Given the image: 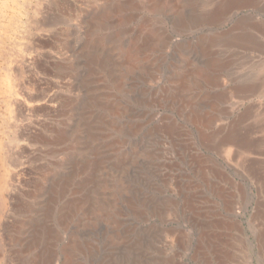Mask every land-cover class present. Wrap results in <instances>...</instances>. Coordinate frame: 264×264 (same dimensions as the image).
<instances>
[{
    "label": "rangeland",
    "instance_id": "rangeland-1",
    "mask_svg": "<svg viewBox=\"0 0 264 264\" xmlns=\"http://www.w3.org/2000/svg\"><path fill=\"white\" fill-rule=\"evenodd\" d=\"M135 1L142 9L131 25H116L113 14L91 25L88 18L111 1L0 0V264L32 257L44 264L47 248L52 263L63 264L61 250L71 239L79 245L71 264H264V0L225 10L226 0H166L161 17ZM148 24L163 28L170 41L158 73L142 88L144 125L129 141L136 153L124 178L134 190L131 210L113 194L121 210L111 221L101 210L83 222L67 219L61 215L67 191L58 188L56 206L43 216L45 198L35 202L27 194L49 168L74 185L88 176L79 167L86 153H61L47 142L52 127H73L80 114L59 115L61 98H92L94 83L83 91L86 71L107 70L116 46ZM89 104L83 111L93 117L97 106ZM191 115L212 122L207 129L190 124ZM154 122L159 128L152 130ZM170 125H177L175 135ZM232 128L238 137L230 160L225 147L199 141V133Z\"/></svg>",
    "mask_w": 264,
    "mask_h": 264
},
{
    "label": "bare ground",
    "instance_id": "bare-ground-1",
    "mask_svg": "<svg viewBox=\"0 0 264 264\" xmlns=\"http://www.w3.org/2000/svg\"><path fill=\"white\" fill-rule=\"evenodd\" d=\"M109 1L111 2H110V6L108 9H100L94 12L92 16L90 15L91 17L88 18V21L91 25L101 24L102 19H104V17L108 16L109 14L116 15V20H115L116 25L129 24L139 17L138 13L141 12L140 10L142 9V7L135 0H124V1L109 0ZM144 1L148 4L149 12L153 13L157 17L165 16V12H166L165 7L168 4L166 0H144ZM246 2L248 1L247 0H226V3L223 4L222 8L225 10L226 7L235 6L236 4L242 6V4ZM223 9L221 11H223ZM169 14H173V13L169 12ZM146 20H147L146 18H143L140 22L141 23L140 25H143L146 22ZM144 31L142 32L139 31V33L137 32L138 34L134 35L131 39L126 40L124 44H121V45L118 44L116 46L114 50V54L111 56L109 55L108 57L109 66L107 70L103 69L101 72H97V74H95V72H92V71H86V74L84 77L83 91L84 93H86V91H88L87 84L94 83L95 84V95L92 94V98L88 96L89 98L87 99L86 94H85L86 98L83 97L82 101H80V98L78 99L77 97L61 98L60 105L57 111L59 115L62 114L64 115V117L68 116L67 114H70V113L76 115L78 111H80V114L73 127L70 126L71 124L68 125L64 123L60 127H57V128L55 126L52 127L50 130V135H49L47 142L50 146H55V147L59 146L60 148L56 149V151L61 152V153L68 152L70 150L73 153L74 152L75 153H79V152L86 153L87 157H84L85 159L83 160L85 161V163L84 162L80 163L79 167L81 169L85 168L88 171V176L82 177L74 185L72 184L74 181H72V178H69L68 175L62 176V175L56 174L55 176L54 171H52L53 168L52 167L49 168L48 172L45 173L44 176L37 179L32 192H29L27 194L35 202L45 198V201H43L44 203V211L42 212L43 216L49 217L51 215V209H50L51 205L56 206L57 200H58L56 196L59 194L58 188L62 189L63 192L65 190L67 191V197H65L67 198V202L65 204L67 209H64L63 213L61 212V215L66 216L67 219L75 218L77 221L83 222L86 220L84 219V217H87L88 215H94V214L96 215L97 210H101L102 213L100 216H103L104 219L106 218V221H111V217H113L112 215L116 214L118 209L119 211L121 210L120 208L117 209V207L113 205L115 204L113 203V200H112L113 194H117L118 199L122 201L124 204H126V208L123 207V209H126L127 211L131 210L132 194L134 190L132 191L131 189H129L127 185H125V183L127 182H124V178L126 174H130L131 171L133 170V167L135 164L136 153L132 147L129 148V141L132 137H134L137 133H139L138 131L144 125V124L142 125V123L140 122V117L141 118L145 117V110L143 109L140 110L141 103H142L141 97L143 95L142 91H145V90H142V88L145 87V84H147L151 79H154L156 74L158 73L159 69L157 68V60L158 58L161 57L160 55L162 54V51H164V49L167 47L170 41L169 34L163 28L156 27V26L153 27V25L148 24L147 30L145 32ZM112 41L114 42L116 41V39L113 37ZM206 47H208V44L206 45ZM83 61L86 63L85 60ZM71 66L72 65H70V68L66 67V69L69 71L71 69ZM83 67H84V64H83ZM64 69L65 68H63V70ZM195 72L193 74H195ZM203 78L205 79V81L210 80L209 76L206 73L203 75ZM46 102L52 103L53 100L51 99ZM89 102H91L92 105H94L95 107L97 106V111H94L96 113L93 115V117L92 115L87 114L85 113V111H83V109H87V107L90 106ZM50 103H47L48 107H51ZM47 105L45 106L47 107ZM78 107H80V110L78 109ZM213 111L215 112V110ZM191 116L192 117H190L191 118L190 124H191V120L199 121L203 126L206 127V129L212 122L211 121L212 119H196L197 116L195 115H191ZM200 117L202 118V116ZM159 119L161 120L160 117ZM148 122H149V119H148ZM152 124H153L152 130L159 128L156 122ZM176 126L170 125L168 127V130L174 134V132L176 131ZM218 130L219 129H217L214 132H209V133L207 132L199 133V138H200L199 141L205 145L208 143L209 144L212 143L217 148L225 147L226 149L224 151L226 152V160H228L230 158L229 156H231V149H229V147L235 144L236 137H238L237 132H235L233 128L224 130L222 131V133L217 132ZM16 137L18 138L17 135ZM70 139H73V141L71 142ZM79 160L80 159H77L75 161H79ZM81 169L80 171H82ZM211 171L213 170H210V172ZM214 173L217 178H219L220 180H223L222 182H224V180L227 178L225 177V174L222 172L215 171ZM201 174H202V171H201ZM202 175H201V179L203 177ZM184 187L186 186L184 185ZM85 189H87V191H84ZM0 190L3 191V187H0ZM212 193L220 198L222 197L221 195L222 192L220 193V191L218 189L216 190V188L214 187L212 188ZM189 197H192V196H189ZM105 209H110L109 214L104 212ZM75 249H79V245L78 243H75L73 239L69 240V242L62 247L61 254L64 258L63 264H71L70 262L71 253ZM43 252H47L48 254V255L44 254L45 258H47L45 259L44 264H53L51 257H50V255H53L51 250L47 248V249H44ZM28 264H41V259L39 257H32L28 261Z\"/></svg>",
    "mask_w": 264,
    "mask_h": 264
}]
</instances>
